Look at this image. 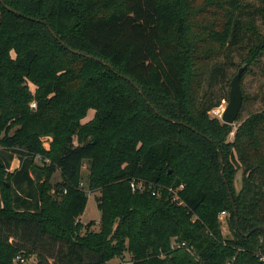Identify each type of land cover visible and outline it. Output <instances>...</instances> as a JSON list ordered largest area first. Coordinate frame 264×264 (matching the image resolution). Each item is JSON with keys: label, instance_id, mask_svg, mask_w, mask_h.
<instances>
[{"label": "trees", "instance_id": "1", "mask_svg": "<svg viewBox=\"0 0 264 264\" xmlns=\"http://www.w3.org/2000/svg\"><path fill=\"white\" fill-rule=\"evenodd\" d=\"M242 65L233 126L209 113ZM0 146V264H264V0H0Z\"/></svg>", "mask_w": 264, "mask_h": 264}, {"label": "rangeland", "instance_id": "2", "mask_svg": "<svg viewBox=\"0 0 264 264\" xmlns=\"http://www.w3.org/2000/svg\"><path fill=\"white\" fill-rule=\"evenodd\" d=\"M238 54H233V62H239ZM238 71V70H237ZM236 69L233 67L228 69V75L229 78L231 79L236 73ZM261 73L256 71V73H250L244 77V79L241 81V89L244 93H249V94H254V92L257 89L258 84H260L263 79L260 75ZM31 90L34 91V86L31 85ZM223 92L225 94H229V86L224 85L223 87ZM228 103V100H222L221 104L210 111L209 115L212 118H217L219 121H221V114L226 107ZM258 102H254L247 106L241 114V119L245 118L246 115L248 114L249 111L254 110L257 107ZM32 109V108H31ZM94 116V110L89 109L86 113V115L81 119V123H86L90 121ZM222 122V121H221ZM237 122L235 121L233 126H236ZM230 138H232V134L230 135ZM41 140L47 145L50 144V136H44L41 137ZM2 147L0 146V152L2 151ZM4 157V156H2ZM44 161H48L47 159ZM43 161V162H44ZM35 162L38 164H41L40 162L41 159H35ZM19 166V157L17 155H14L8 171H12L13 169L17 168ZM89 173V164L87 161H84L82 166H81V176H82V183H83V189L86 190V195H87V204L86 207L83 211V213L80 215V223L83 226L88 225L89 223H93L91 226V230L97 231L99 228V220H100V211L97 208V197L99 196V192H90L86 189V177ZM238 178L240 176V173H238ZM58 181H60V175L58 172H55L51 178V183L56 184ZM0 194H1V187H0ZM219 220L221 222V229L222 233L224 236L230 238V232L228 230V227L225 222V215H222L219 217ZM81 234H84L85 229H81ZM47 246H51L50 244H47ZM47 249V248H46ZM49 249V248H48ZM58 247L53 246V252L57 253ZM38 253H43L42 255L44 256V260H41L39 255L37 253L29 254L26 255L24 258V263L21 264H39L40 261H42L44 264H52L53 263V258L50 257L49 253L44 252L43 250H38ZM107 264H131V256L128 253H124L122 258H116L111 261H109Z\"/></svg>", "mask_w": 264, "mask_h": 264}, {"label": "water", "instance_id": "3", "mask_svg": "<svg viewBox=\"0 0 264 264\" xmlns=\"http://www.w3.org/2000/svg\"><path fill=\"white\" fill-rule=\"evenodd\" d=\"M101 62L105 66H109V64L106 63L105 61H101ZM244 69H245V65H242L238 69L237 73L231 79L230 87H229V94H228V103H227L226 107L224 108V110L221 114V121L223 123H226L229 125L234 124V122L236 121L238 114L240 112L241 106H242L243 96H242V91L240 88V78H241V75H242ZM131 83L137 88L138 92L142 95V91L132 81H131ZM155 112L157 113L156 110H155ZM219 161H220V165L223 166V157L220 153H219ZM221 174H223V170H221ZM226 188H227V186H226ZM234 210L236 212V209H234ZM236 227H237V229L239 228L237 219H236ZM257 230L264 231V226L254 227L252 230H250V232L248 234H250L254 231H257ZM248 234H246L245 236H248Z\"/></svg>", "mask_w": 264, "mask_h": 264}, {"label": "built area", "instance_id": "4", "mask_svg": "<svg viewBox=\"0 0 264 264\" xmlns=\"http://www.w3.org/2000/svg\"><path fill=\"white\" fill-rule=\"evenodd\" d=\"M30 107H31V108H35V107H36L35 102H31ZM36 159H41V158H40V157H37ZM44 162H46V161H44ZM80 186L82 187V186H83V183H81ZM131 187H132L133 190H135V189H138L139 191L142 190V186H141L140 184H136L134 181L131 182ZM181 187H182V186H181ZM157 192H158V190H154V189H153L151 193H152V195H156ZM170 193H172V198H173V200H177V199H178V197H177V195H176V191L170 189ZM222 215H225V213L223 212V213L220 214V216H222ZM220 216H219V217H220ZM171 248H172V249L184 248V249H186V251L192 253V252H191V251H192L191 248H188V247L185 245V243H183V242H181V243H179V242H173V243L171 244ZM14 262H16V263H17V262H19V263H24V260H23L22 258H20V257H16L15 260H14Z\"/></svg>", "mask_w": 264, "mask_h": 264}, {"label": "crops", "instance_id": "5", "mask_svg": "<svg viewBox=\"0 0 264 264\" xmlns=\"http://www.w3.org/2000/svg\"><path fill=\"white\" fill-rule=\"evenodd\" d=\"M80 220V219H79Z\"/></svg>", "mask_w": 264, "mask_h": 264}]
</instances>
